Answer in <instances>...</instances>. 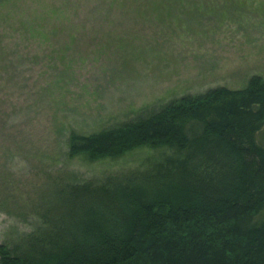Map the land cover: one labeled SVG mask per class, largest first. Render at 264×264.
Segmentation results:
<instances>
[{
	"label": "rangeland",
	"instance_id": "374dc122",
	"mask_svg": "<svg viewBox=\"0 0 264 264\" xmlns=\"http://www.w3.org/2000/svg\"><path fill=\"white\" fill-rule=\"evenodd\" d=\"M185 2L166 18L147 0H0V244L11 255L28 257L51 230L39 203L55 186L146 179L189 152L144 144L69 156L70 132L264 79V0ZM256 142L264 148V129Z\"/></svg>",
	"mask_w": 264,
	"mask_h": 264
},
{
	"label": "trees",
	"instance_id": "16d2710c",
	"mask_svg": "<svg viewBox=\"0 0 264 264\" xmlns=\"http://www.w3.org/2000/svg\"><path fill=\"white\" fill-rule=\"evenodd\" d=\"M147 1L166 18L186 3ZM262 129L264 79L254 75L243 89L217 87L133 122L70 132L69 156L144 144L189 152L146 179L55 186L39 203L51 230L27 244L28 257L0 244V264H264Z\"/></svg>",
	"mask_w": 264,
	"mask_h": 264
}]
</instances>
